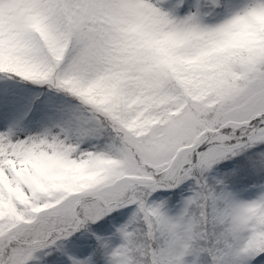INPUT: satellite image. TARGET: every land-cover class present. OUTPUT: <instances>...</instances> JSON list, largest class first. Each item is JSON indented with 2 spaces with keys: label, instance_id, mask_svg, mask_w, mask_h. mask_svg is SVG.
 I'll use <instances>...</instances> for the list:
<instances>
[{
  "label": "snow or ice",
  "instance_id": "6c2138e0",
  "mask_svg": "<svg viewBox=\"0 0 264 264\" xmlns=\"http://www.w3.org/2000/svg\"><path fill=\"white\" fill-rule=\"evenodd\" d=\"M0 264H264V0H0Z\"/></svg>",
  "mask_w": 264,
  "mask_h": 264
}]
</instances>
